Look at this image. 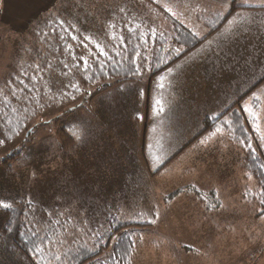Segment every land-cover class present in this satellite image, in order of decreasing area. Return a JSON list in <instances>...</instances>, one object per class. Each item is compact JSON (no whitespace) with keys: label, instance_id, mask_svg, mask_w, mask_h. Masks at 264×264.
<instances>
[{"label":"rangeland","instance_id":"rangeland-1","mask_svg":"<svg viewBox=\"0 0 264 264\" xmlns=\"http://www.w3.org/2000/svg\"><path fill=\"white\" fill-rule=\"evenodd\" d=\"M234 1L237 5L264 4V0ZM58 2L67 1L54 3ZM110 2L124 17L150 20L153 16L142 0H85L84 4L99 12L94 17L105 14L116 23L118 13L109 10ZM207 9L212 11L213 6ZM235 12L250 16L249 12L257 10ZM259 12L260 19L255 22L252 18L229 19L208 36V30H192L193 41H203L161 72L120 83L63 115L58 124L51 121L34 127L26 140L13 143L19 154L15 167L0 166V201L18 210H35L41 217L64 211L74 222L81 221V226L96 229L102 227L107 210L131 209L129 201H140L147 209L160 203L170 190L192 184L204 191L217 190L222 205L218 212H201L192 193L186 191L165 206L169 212L154 221L146 234L189 240L185 242L194 248L190 255L194 264H264V208L254 210L255 205L244 197L245 190L252 191L253 186L247 189L252 181L244 174L240 144L228 139L226 127L217 136L211 135L225 118L231 123L225 115L213 124V117L236 102V113L247 120L250 135L255 134L253 142L264 148V50L252 49L245 35L254 25L264 24V9ZM189 14L184 17H192ZM35 20L16 31L0 22V73L11 64L6 57L20 55L30 60L25 42ZM194 20L185 24L195 29ZM159 23V19L154 21ZM89 25L79 30L93 35ZM33 56L44 58L38 53ZM245 104L255 122L253 116L240 111ZM205 119H211L212 127H205ZM60 125L72 129L75 139L63 151L57 148L53 135ZM4 149L9 147L2 144L0 154ZM202 238L217 241L203 245ZM12 239L13 231L0 234V264H27L12 247ZM159 249L168 255L166 245ZM204 253L207 263L202 261ZM135 264L145 263L139 257Z\"/></svg>","mask_w":264,"mask_h":264},{"label":"trees","instance_id":"trees-1","mask_svg":"<svg viewBox=\"0 0 264 264\" xmlns=\"http://www.w3.org/2000/svg\"><path fill=\"white\" fill-rule=\"evenodd\" d=\"M66 1L54 4L55 7L41 13L31 24L32 35L24 44L29 47L30 60L20 55L6 57L11 64L7 63L8 67L0 73V141L9 147L0 154L3 169L15 167L19 154L13 143L26 140L34 127L51 121L58 124L63 115L90 103L120 83L135 81L147 73L161 72L203 41H193L194 32L153 0L142 1L150 7L152 14L165 18L169 29H161L151 20H136L141 18L139 16L135 19L124 17L111 2L109 10L118 13L116 23L102 13V16L94 17V14L100 15L99 12L94 6L85 5V0ZM237 7L235 4L232 10ZM89 14L93 15V21ZM146 24L149 26H144ZM221 24L222 20L205 18L203 25L209 31L206 36L217 31ZM84 25L94 29L89 28L93 35L79 30ZM94 25L99 26V30ZM101 50L104 55L100 54ZM36 53L41 58L46 57L48 62L33 56ZM51 77L59 81H52ZM237 104L230 105L222 115H216L217 119L210 121L214 124L225 115L230 118L231 123L225 126L228 139L240 144L244 174L250 178L248 182L252 181L247 189L253 186L252 191L245 190L244 197L255 205L254 210L256 207L262 209L264 148L256 139L257 143L253 142L255 134L250 135L247 120L236 113ZM208 121H204L206 128L211 123ZM71 132L66 125L58 126L54 132L59 151L73 145L75 139ZM186 191L192 193L197 208L204 209L202 212L216 213L221 207L217 190L204 191L186 184L165 193L160 203L147 209L140 201H129L131 209L107 210L102 227L96 229L81 226L78 223L81 221L74 222L64 211L56 210L53 216L41 217L26 207L23 210L0 207V234L13 231L12 247L27 264H129L134 250L143 241L171 239L146 233L153 221L163 219L169 212L165 206L181 194L186 195ZM191 248L189 253L193 252L194 248Z\"/></svg>","mask_w":264,"mask_h":264},{"label":"crops","instance_id":"crops-1","mask_svg":"<svg viewBox=\"0 0 264 264\" xmlns=\"http://www.w3.org/2000/svg\"><path fill=\"white\" fill-rule=\"evenodd\" d=\"M159 1L160 2H156V3L160 4L165 9H168L167 11L176 19H178L180 22H182L184 25H186L185 21L192 20V18L195 17L194 20L195 29H191L189 26L188 27L193 31L199 30V33L202 32L206 33V30H208L203 25V21H205V18L207 17L209 18L213 17L218 21L222 20V24L220 25V27L222 28L224 22L229 19H235L241 21L244 18L245 19L252 18V22H255L260 19V15H256V14L260 13L259 11L264 9V4L262 5L259 4L255 6H249L243 4L237 5L234 0H229L230 5L225 6V8L223 7V9H221L217 0H189L190 3L188 0L186 1L182 0V2L181 0H159ZM54 2L55 0H0V22L7 24V28L9 30L16 31L18 29H23L30 22L35 20L41 13L45 12L48 7L54 5L55 4ZM232 3H234V5ZM235 4L238 7L232 10ZM178 6L182 7L181 11L176 9V7ZM209 6L210 7L213 6V10L208 12L207 8ZM239 9H248L253 11L257 10V12H253V13L249 12V14L247 15L250 16L238 15L236 14L235 10L237 11ZM186 13L187 14L191 13L188 16H192V17L185 18L184 16ZM158 19L160 23H163L164 25V26H160L161 29L166 27L169 29V24H165L164 22L165 18L161 16L153 14L150 20L154 22ZM220 27L217 30H219ZM245 35L248 37L246 43L247 45L249 44L252 45V49L260 50L261 48L262 50H264V24L262 26L254 25V27H251V30L246 32ZM199 210L202 212V210L204 209L199 208ZM202 240H204L203 245H207L208 243L213 244V242L217 241V239L206 240L204 238H202ZM185 241H189V240H185ZM185 241H182L180 239L175 240L174 238L167 240L161 238L160 239L153 238L149 241H143L142 244H140V246L134 250V253L131 256L129 264L132 263L135 264V262L139 260V257L142 260V262L145 264H194V262L191 263L192 257L190 256L193 252L189 253L192 250L191 248L192 244L187 243ZM161 245L163 246L166 245L169 248L168 255H164L165 253L163 249H159ZM234 250L236 254L239 255L238 250L236 248ZM153 251L155 252L154 255H153ZM148 255L150 256L151 261L150 260L147 261L146 256ZM203 255L205 256V258L202 259V261L207 263L206 254L204 253Z\"/></svg>","mask_w":264,"mask_h":264},{"label":"snow or ice","instance_id":"snow-or-ice-1","mask_svg":"<svg viewBox=\"0 0 264 264\" xmlns=\"http://www.w3.org/2000/svg\"><path fill=\"white\" fill-rule=\"evenodd\" d=\"M218 4L220 5L221 9H223L224 5L229 4V0H218ZM166 10H168V9H166ZM229 23H232V22L230 21ZM100 54H101V55H104L105 52H104L103 50H101V51H100ZM81 59H83V58H81ZM84 63H85V65L87 64L86 61H84ZM169 71H171V70L169 69ZM137 74H139V71L137 72ZM71 86H72V87H77L76 85H71ZM257 99H258V98H257ZM224 111H225V109L222 108V109H221V115L223 114ZM240 111H241V112H246V113H248L249 116H253V122H255V117H254L253 113L249 110V108L247 107V104L242 105V106L240 107ZM232 115H235V113H232ZM213 119H217V117H213ZM229 124H230L229 120H228L227 118H225V119L223 120L221 126L217 127V128L215 129V132H213L211 135H212V136H217L219 133H221L222 129H223L225 126H228ZM255 130H256L257 132L260 131V129H259V125H256ZM261 138L264 139V136H262ZM3 143H4V141H0V144H3ZM201 143H204V142L202 141ZM241 143H246V142H245V141H242ZM248 147L251 148V145L249 144ZM197 191H198V190H197ZM260 203H261V204H264V199H261ZM0 207H3V208H5V209H7V208L10 207V205H8V204H6V203H3V201H0ZM212 207H215V205H213ZM221 207H222V205H221ZM262 214H264V213H262ZM156 215L158 216L159 213H157ZM153 222H154V221H153Z\"/></svg>","mask_w":264,"mask_h":264}]
</instances>
